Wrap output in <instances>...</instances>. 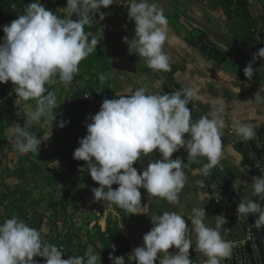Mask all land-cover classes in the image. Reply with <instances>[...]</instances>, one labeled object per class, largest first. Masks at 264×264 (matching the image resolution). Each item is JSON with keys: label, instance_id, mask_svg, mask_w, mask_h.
<instances>
[{"label": "crops", "instance_id": "obj_1", "mask_svg": "<svg viewBox=\"0 0 264 264\" xmlns=\"http://www.w3.org/2000/svg\"><path fill=\"white\" fill-rule=\"evenodd\" d=\"M48 0H45V2ZM43 3V0L41 1ZM164 10L168 20L167 41L164 51L170 58L171 71H155L147 67L145 58L130 53L123 42L127 37L131 40L135 35V23L128 19L127 9L123 5L112 4L101 12L108 13L105 19L96 16L98 29L92 34L101 40L105 62L111 77L110 92L106 93L97 84V78L79 64V73L71 85L60 82L48 84V91H55L58 100L57 110L65 113L81 105L72 106V99L67 101L66 95L76 96L80 90L95 92L89 101L88 113L77 111V125L68 124L71 133L68 141L58 139V131L52 122L42 118L33 123L28 131L45 140L39 149L32 153L20 154L15 148V137L12 129L15 124L21 127L37 108L36 99L27 101L16 96L11 81L0 83V222L6 218L17 216L30 227L35 228L42 241L61 248L69 256H80L89 242L88 234H94L96 228L102 232L108 228L118 232L123 240L135 241L143 245V235L153 226L150 217L162 215L164 211H177L187 218L192 215V208H205L206 224L215 227L217 210L210 201L206 190L208 180H218L237 203L254 200L264 207V201H258L251 187L253 177H259L250 165L245 163L237 143L244 141L231 128L234 122L246 123L253 127L255 135L264 132V58L253 62L256 72L248 80L243 69L252 61V55L258 52V39L246 16L232 14L224 0H149ZM247 10L258 32L264 36V5L262 0H244ZM32 3V2H31ZM47 3V2H46ZM67 0H56L58 6L54 10L63 15L61 9L66 7ZM121 3V0H116ZM45 5V4H44ZM47 6V5H45ZM204 35L223 55V60L214 61L207 54L195 47L191 40ZM83 61V60H82ZM176 84L182 89L195 87L200 99H193L195 113L207 115L213 108H223L225 128L222 136L223 154L220 162L208 175L202 173L207 158L197 157L188 160V153L181 148L173 154L186 164L187 182L179 194V204H169L165 199L154 197L141 191V205L137 214L127 210L114 209L102 201L94 200L92 188L99 187L87 171L81 173L80 167L86 168V162L73 159V153L79 147V139L87 134L86 123L89 117L100 110L105 98L114 99L119 95L131 94L144 88L148 94H167L166 87ZM256 96V97H255ZM258 97V98H257ZM251 100V101H249ZM251 107H245V103ZM72 106V107H71ZM87 115V118L85 117ZM62 117L64 115L62 114ZM73 127V128H72ZM72 139L70 140V138ZM75 137V138H74ZM185 134V139H188ZM76 164L70 169V161ZM161 159L155 151L142 162L134 164L138 173L147 166L148 160ZM55 161H59L56 167ZM113 189L118 185H113ZM251 225L255 224L256 215L246 218ZM252 219V221H250ZM224 240L232 243L231 256L222 261L228 264L233 255L234 246L246 240L244 227L236 220L230 221L220 229ZM193 246L190 248V259L193 264H205L207 257L195 251V234L192 235ZM177 251L175 248L169 252ZM161 258L163 253L160 254ZM156 264H159L157 260Z\"/></svg>", "mask_w": 264, "mask_h": 264}, {"label": "clouds", "instance_id": "obj_2", "mask_svg": "<svg viewBox=\"0 0 264 264\" xmlns=\"http://www.w3.org/2000/svg\"><path fill=\"white\" fill-rule=\"evenodd\" d=\"M123 5L128 19L135 23V35L123 42L130 53L145 58L147 67L155 71H171L170 58L164 51L167 41L168 20L164 10L149 0H67L62 8L63 15L46 9L40 0L24 6V12L10 24L3 26L4 36L0 40V83L9 81L14 85L16 96L27 101L36 99L37 108L23 127L15 124L12 129L15 148L20 154L40 151L43 141L28 127L39 123L42 118L54 122L58 107L55 91H48L45 85L59 81L71 85L79 73V64L93 52L100 41L85 32L91 26L105 19L108 13L101 12L112 4ZM77 19H73V16ZM91 37V39H89ZM264 58V48L252 55V61L243 69L251 80L256 72L253 62ZM108 76L101 73L99 80L105 82ZM102 102L100 110L89 117L87 134L80 138L79 147L74 150L73 159L86 162V168L78 170L87 173L99 187L92 188L94 200L108 206L116 205L137 214L141 205V191L165 199L169 204H179V194L184 189L187 176L181 158L173 154L181 148L188 153V160L199 156L207 158L202 173L208 175L220 162L223 154L222 136L225 128L223 108H213L207 115L193 121L188 107L193 99H200L198 89L185 87L172 94H148L144 88L131 94ZM256 97V96H255ZM87 98V97H86ZM258 98V97H257ZM251 101V100H249ZM247 101L245 107H251ZM69 121L61 120L59 128ZM234 133L244 140L255 136L254 129L246 123L234 122ZM185 134L189 138L185 139ZM161 159L149 161L138 173L134 164L142 157L157 151ZM56 167L59 161H55ZM113 185H118L113 189ZM251 187L258 201H264V175L253 177ZM238 216L247 218L256 215L255 226L264 227V207L260 202L241 200L236 208ZM187 217L177 211H164L162 215L150 217L152 227L143 235V245L131 254L135 264H193L190 248L195 234V251L207 257L205 264H222L232 252V243L222 238L220 229L227 223L223 215L216 216L215 227L206 224L205 208H192ZM115 251V245L111 246ZM175 248L177 251L169 252ZM161 253L163 257L161 258ZM65 253L56 245L42 241L40 233L17 216L6 218L0 223V264H36L34 257H43L45 264H101L100 257L91 247L80 256L62 259ZM112 264H125L124 256L114 257L109 253Z\"/></svg>", "mask_w": 264, "mask_h": 264}, {"label": "trees", "instance_id": "obj_3", "mask_svg": "<svg viewBox=\"0 0 264 264\" xmlns=\"http://www.w3.org/2000/svg\"><path fill=\"white\" fill-rule=\"evenodd\" d=\"M52 0H49V3ZM224 2L229 6L230 11L232 14L236 16H246L250 20V25L252 27V30L254 34L256 35L258 39V50L261 48H264V36L258 32V29L256 28L255 24L253 23V20L247 10V7L245 5L244 0H224ZM30 0H0V40H2L4 36L3 32V26L10 24L13 20L18 18V15L23 14L24 12V6L30 4ZM262 3L264 5V0H262ZM13 7L16 8V11L13 10ZM48 8L47 6H45ZM52 12L56 13L54 10ZM73 19H77V17L74 15L72 17ZM98 29V26L96 22H93L91 26H85V32L94 34L96 33ZM91 39V37H89ZM99 40V39H98ZM100 43L97 45L96 52H93L90 54L87 58H85L83 61H81L82 67H84L87 71H96V73H91V75L95 76L97 78V84L100 86L106 93L110 92V85H111V77L109 75V68L105 62V55L103 52V45L101 40H99ZM191 43L200 49L201 51L205 52L207 56L214 60V61H220L223 60L222 54L219 50H217L216 46H214L204 35L197 36L191 40ZM105 74L108 76V79L101 83L99 80V74ZM178 86V85H177ZM45 87L48 89V85H45ZM179 87V86H178ZM180 90H183L181 87H179ZM85 90H80L76 96H74V99L76 102L79 103L82 107H86L88 102L83 98L85 93ZM93 97L95 96V92L92 90L90 92ZM166 93L170 94L169 87H166ZM188 107L191 109V116L193 121L199 120L202 116L195 113L194 110V104L192 100L190 101ZM55 110V109H54ZM53 110V111H54ZM57 110V108H56ZM58 111V110H57ZM64 120L66 121L60 114L57 112V119L56 121L52 122L54 130L58 131L57 138L58 139H64L68 141V135L71 134V127L66 125L64 128H59L58 123ZM260 134V133H259ZM259 134H256L255 136H258ZM238 149L241 151V153L244 156L245 163L247 165L251 164L250 160V151H253L257 158L260 160V162L264 165V144L262 146H257L255 142V138L246 140L245 142L241 141L237 143ZM76 162L71 159L70 161V169L75 170L74 165ZM256 174L258 176H261V172L259 170H256ZM224 187V186H223ZM226 191V197L227 200L235 207L237 208L238 203L235 201V197L233 198L232 192H229L225 187ZM112 207L116 210H120V207L116 205H112ZM2 223V222H0ZM253 226V230L255 231L256 235L264 240V229L261 227L259 230L256 228L255 224L251 225ZM89 236V242L85 247L88 249L90 246H93L96 251H98L101 260L104 264H112V261L109 260V253L111 252L114 257L117 256H124L125 264H127V255H128V241L121 239V237L118 235L117 231H114L111 228H108L107 231L102 232L99 228H96V231L94 234H88ZM118 244V250L116 252H113L111 249V246L113 244ZM36 264H45V261L38 259L36 257L33 258ZM229 264V261H228Z\"/></svg>", "mask_w": 264, "mask_h": 264}, {"label": "built area", "instance_id": "obj_4", "mask_svg": "<svg viewBox=\"0 0 264 264\" xmlns=\"http://www.w3.org/2000/svg\"><path fill=\"white\" fill-rule=\"evenodd\" d=\"M13 10L16 11V8L13 7ZM168 87L170 94L176 91H181L176 84H169ZM84 99L86 101H91L92 95L90 93H86L84 95ZM254 138L257 146H262L264 144V132H261L258 136H254ZM245 141L246 140L243 142ZM250 160L252 161L250 164L252 169L255 172L256 170H259L261 175H264V165L260 162L253 151H250ZM206 190L209 194L212 205L217 210L219 215H223L226 218L227 223L236 220L244 227L246 240L244 243L234 246L233 255L229 259V264H264V240L256 235L253 230V226H251L249 221L244 216H238L235 207L227 200L226 191L223 185L218 180H208V182H206ZM262 228L264 229V227ZM128 243L129 250L127 255V264H135V259L131 252L138 247V244L132 240L128 241ZM113 245H115V251H113L112 247L111 249L113 252H116L119 246L116 243ZM90 247L92 248L93 253L100 257L98 251H96L93 246ZM62 251L65 253V255L62 256V259H67L69 254L64 250ZM36 258L45 261L43 257L37 256ZM101 264H104L102 260Z\"/></svg>", "mask_w": 264, "mask_h": 264}, {"label": "rangeland", "instance_id": "obj_5", "mask_svg": "<svg viewBox=\"0 0 264 264\" xmlns=\"http://www.w3.org/2000/svg\"><path fill=\"white\" fill-rule=\"evenodd\" d=\"M31 2H34V0H30ZM42 0H40V3L42 4V5H47V7L49 8V9H51V8H53V7H56V6H58L57 4H56V0H52L50 3H49V0L48 1H46L45 2V0H43V3L41 2ZM44 5V6H45ZM57 8V7H56ZM48 9V10H49ZM86 93H90V92H88V91H86L85 92V94ZM91 94V93H90ZM92 95V94H91ZM63 97H66L67 98V101L68 102H70V99H72V106H74V107H76V106H78L79 105V103L78 102H76V100L74 99V96L72 95H66V96H63ZM84 98V97H83ZM94 97H93V95H92V99H93ZM88 103H89V101H87ZM76 104H78V105H76ZM89 104H87V106H88ZM71 106V107H72ZM86 106V107H87ZM82 108V107H81ZM81 108H76V109H74L73 107H72V109H70L69 111H67V112H65V113H62V112H59V111H57L56 109L53 111L54 112V114H56L57 115V112L60 114V116H62V114L64 115V119L66 120V121H69V123L68 124H71V125H74L75 124V126L77 125V121L79 120V117L78 116H76L77 115V111H80V110H82V111H84V112H86V113H88V109H81ZM86 118H87V115L85 116ZM67 124V125H68ZM73 128V127H72ZM72 130V129H71ZM71 134H73V133H71ZM75 138V137H74ZM72 139V137L70 138V140Z\"/></svg>", "mask_w": 264, "mask_h": 264}, {"label": "water", "instance_id": "obj_6", "mask_svg": "<svg viewBox=\"0 0 264 264\" xmlns=\"http://www.w3.org/2000/svg\"><path fill=\"white\" fill-rule=\"evenodd\" d=\"M250 221H252V219H250Z\"/></svg>", "mask_w": 264, "mask_h": 264}]
</instances>
